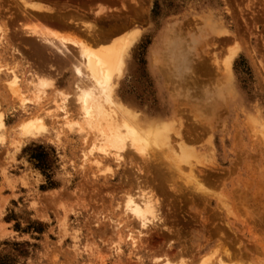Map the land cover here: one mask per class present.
Returning <instances> with one entry per match:
<instances>
[{"label":"rangeland","instance_id":"rangeland-1","mask_svg":"<svg viewBox=\"0 0 264 264\" xmlns=\"http://www.w3.org/2000/svg\"><path fill=\"white\" fill-rule=\"evenodd\" d=\"M21 1L0 0V25L24 56L8 58L9 51L0 50V264H166L168 258L172 264H264V0H24L46 11L26 9ZM23 27L95 48L135 37L117 95L150 119L181 120L185 143L197 153L189 167L153 142L148 153L166 161L159 170L149 167L147 176L139 175L142 159L130 150L121 166L112 159L92 164L96 150L86 165L83 154L94 135L71 131L62 118L56 126L46 117L43 137L25 136L27 119L47 108L55 115L57 91L73 98L75 68L83 63L52 54ZM65 46L76 54L74 44ZM189 57L196 98L203 101L197 119L178 96ZM26 62L48 84L41 99L29 94L23 105L6 87L13 66L24 80ZM228 66L232 92L222 72ZM68 109L66 120L74 123L80 117L74 100ZM171 140L176 148L180 140ZM135 177L164 199L167 227L134 245L127 233L139 225L123 202L136 189Z\"/></svg>","mask_w":264,"mask_h":264},{"label":"bare ground","instance_id":"bare-ground-1","mask_svg":"<svg viewBox=\"0 0 264 264\" xmlns=\"http://www.w3.org/2000/svg\"><path fill=\"white\" fill-rule=\"evenodd\" d=\"M22 1L25 4V5L23 4L25 8L28 7L35 11H46V9L40 3H36L34 1L33 4L32 3L30 4L28 2H24V0ZM71 21H73V19ZM81 22L83 21H80V23ZM74 23H75L74 25L78 26L77 21L76 22L74 21ZM6 26H7L6 24H5V27H3V24L0 25V50L2 51L8 50L10 53V55H8L10 57L8 58H14L16 56V59L18 57H21L22 59H24L23 54L17 48V46L16 47L13 46L14 43L11 45V39L13 35L10 36L11 31L8 32V30L6 29L7 28ZM28 28L23 29L25 31L27 30L26 31V33H28L27 37H30V38L34 37L35 39H37V41H39L47 49H49L52 54L56 56L58 55V53L60 55H63L64 59H66L64 61L70 62V61H75V60L77 61L78 59H80L83 63V66L86 69L87 74H84L85 72L82 71L84 70L82 69L83 66L81 68L82 64H79L78 66H76V68L74 67L76 79L72 86L73 98L71 97V95H66L63 92L57 91L56 94L58 96L57 97L58 99L57 100L54 99L56 102L55 104H57V106L55 107V110L57 109V111H61L60 112L61 114L57 113L56 115L57 111L56 112L53 111L55 113L54 115L51 113L50 110H48L50 108H47V107H46L47 110L46 111L44 110L45 112L41 110L43 113L42 115H40L41 111L40 112L38 111L39 115L35 113L36 114V115L34 114L35 116L30 117L22 124L21 129L25 136L27 137L45 136V134L49 132L46 126V122H47L45 120L46 117L49 119L51 118L56 119L55 120L56 122L53 121L57 124L56 126H59L58 124L61 121H63L59 118L65 119V122L63 123V125L67 126L68 129H70L71 131H75V132L79 131L82 133L87 131V134L91 133V135L92 134L94 135L95 145L92 143L93 146L91 145V149L88 150V152H84L83 154L86 165L87 163H90L92 155H94V153L96 152L99 154L98 156H95L94 163L92 164H95V163L100 164V163H103L104 160L112 159L113 161L116 162V165L121 166V164L125 161V158H126L125 154L130 150L132 151V154L138 155V157L140 156V158L142 159V161H139L140 165L136 168L139 175L141 176H147V174L150 173L149 167L159 170L160 166H162L161 163H163V161L164 162L166 161L164 159L162 161L160 158L154 155L152 156L150 153H148L149 151L147 147L150 146L151 142L155 144L163 145V146L167 145L168 148L165 150L166 153L170 151L169 154H172L175 159H179L181 162L183 161V163H185V161L188 162L187 160L191 156L192 157L190 159L193 158L194 154H197L195 153L194 149L190 148L189 145L185 143L184 130L182 129L183 123L181 122V120L176 121L174 120V117L171 121L168 119L166 120L165 119L154 120L153 118L150 119L148 118L149 116L147 117L146 115H142L143 113L141 111H138V109L134 108L132 104L124 101L122 98H120L117 95V90L120 87V83L125 78V75L128 71L129 50L135 41L134 39L135 37L128 38V39L121 40V41H117L118 39L114 38V39H111L112 43L106 44V45L101 44V45H98L99 47L95 48L94 46L92 47V45H89L90 42L87 41L88 44L85 43V40L84 41L70 40L59 33H51L49 31L39 30L36 27H32L29 30ZM19 30L20 29H18V31ZM81 32L83 31L81 30ZM212 32H217V31H212ZM59 39L63 41L62 46L67 45L68 42L74 44V49L76 50V54L74 55L73 52L69 53L68 51H65L64 50L65 48L64 47H63L64 49L62 48L61 43L58 44L59 45L58 46L55 40H59ZM63 57L61 56V58ZM192 60H193L192 58L191 60L190 59L188 60L189 64L186 66L187 71L182 76L183 80L181 82V87L185 85L186 86L184 87L185 91H182V88L179 89L181 90V92L179 90L178 91L181 94L178 92L179 94L178 96L182 95L183 99L186 100V103L184 102V105L187 107H190V110H191L190 113L193 114V116H195V118L197 119L199 115L201 116V114H204L201 108V102L203 101L198 100L196 98L197 94H195L196 93L195 90H197L198 88L197 87V77L195 76L196 67H195V64H193L194 61ZM13 62L14 63L16 62L15 59ZM27 64L28 62H26L24 66ZM13 65H17V64H13ZM27 66H28L27 67L28 71L26 72L27 73L26 76L24 75L25 76L24 80L22 78L23 74L19 76L20 74L18 75L17 73L18 71L16 72V70L14 69L15 66H13V68L11 67L12 69H9L11 73V77H10V81L7 82L8 86L6 87L8 88L7 90L11 92L12 98L19 100V102L22 101L23 105L27 104L30 101L29 96H28L29 94H34L38 99H41V95L44 93L43 88L48 84L47 83L48 80L43 77L44 74H41L40 72H38L36 69L32 68L29 65ZM37 67H40V66H37ZM218 67H220V65H218ZM55 69L56 68H54V70ZM51 72L50 74H52ZM55 72H57V69ZM222 72L225 78V81H224L225 87L229 92H232L233 83L231 81V74H230L229 66L226 68V70ZM50 74L48 73V75ZM190 83L193 86L192 88L189 86ZM203 97H207V99L211 98V96L207 95V93H205ZM70 99L76 102V105L78 106V110H79L78 112H79L80 117L77 116L75 118L76 119L80 118V120L77 121L78 119L77 120L74 119V123L72 122L73 119H69V121L66 120L68 112H69L67 110H69L68 106L70 103ZM201 120L202 119H200V122ZM48 122L50 123V120H48ZM48 122L47 124H49ZM55 123H52V124H55ZM61 128L62 127L60 126V129ZM4 130H5V124L0 119V145H2L5 141ZM57 131H58V128H57ZM50 133H51V130H50ZM57 136H59L58 133H57ZM172 136H175V138L180 140L178 142L179 143L178 146H176V148L178 147L177 149L174 146L175 144L173 143V140H171ZM85 138H86V135H85ZM169 158H170L169 156L166 157V159L168 160ZM168 160H167V163H170V161ZM174 162H176V160H174ZM190 163L191 162H188V167ZM195 166L196 165H194V167ZM189 169H191V172L196 170V169H193L192 164ZM94 175L97 176L96 173H94ZM135 179L137 181L136 189L134 188V191H132L131 193L127 192L125 201L123 202L125 203L124 204L125 213H128V215L131 216L137 222L136 224L139 225V228L137 231H135V226H134V229H133L134 231H130L129 233H127L129 234V237L134 242L133 243L134 245L139 237L141 238V236L147 235L148 232L151 231L152 229H156L157 227H160L162 225H163L162 227H164L166 224V221H165L166 219L164 218V215H163V207L165 205L164 199L158 196L155 190H152V189L150 190L148 189L149 187H145L147 185L143 184L144 181L142 180V178L135 177ZM202 189H203V186L199 185L195 190L196 192H199L201 194L203 193ZM124 211L122 213H124ZM114 224H116V222ZM119 234H118L119 236L118 239L120 240L121 238ZM141 240L142 239H140V241ZM116 244H117V241H116ZM180 257L182 261L183 256H180ZM169 259L170 258L166 260V264H172L170 262L172 260H169ZM203 261L204 262H200V264L201 263L206 264V261L205 260ZM178 263L180 264V262ZM181 263L183 264V262ZM219 264H224V262L220 261Z\"/></svg>","mask_w":264,"mask_h":264},{"label":"crops","instance_id":"crops-1","mask_svg":"<svg viewBox=\"0 0 264 264\" xmlns=\"http://www.w3.org/2000/svg\"><path fill=\"white\" fill-rule=\"evenodd\" d=\"M13 201H14V199H11V200H10V203H12Z\"/></svg>","mask_w":264,"mask_h":264}]
</instances>
